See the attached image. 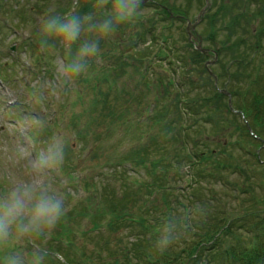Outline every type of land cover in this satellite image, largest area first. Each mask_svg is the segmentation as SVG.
I'll return each mask as SVG.
<instances>
[{"label":"rangeland","instance_id":"rangeland-1","mask_svg":"<svg viewBox=\"0 0 264 264\" xmlns=\"http://www.w3.org/2000/svg\"><path fill=\"white\" fill-rule=\"evenodd\" d=\"M76 1L0 0V191L9 187V173L18 180L24 179L27 152H32L34 157L37 151L46 147L54 138L65 133L70 134L71 139L67 140L65 144L63 162L49 176L53 187L64 196L67 212L48 239L37 243H41L42 246L47 247L50 253L55 254L51 259V264H102L100 255L110 260L106 256L109 255L112 261L117 260L118 264H125L126 259L123 254L125 255L126 249H133L137 240H143L144 244V240H150L155 233L148 229H142V225L130 219H126L116 230H111L109 224L112 217L107 212L102 213L99 219H93L95 211L89 206L87 208L90 198L95 193L93 187L98 186L100 182L103 184L100 181L103 180L101 177H105V173L109 172L111 168H118L117 165L124 170V173L130 172L127 174L128 178L129 176H143L145 169L135 168L136 159H140V157L146 158L148 163L165 160V164L170 165L169 162H172L176 165L174 156L177 155V150L176 145L167 144L163 139L158 141L157 146L159 147L151 146L154 140L149 136L156 130L159 121L154 119L151 123L149 119L158 115L163 108L158 107L153 110L155 103L161 99L159 87L152 85L135 87V84L144 77L143 75H146V78H152L153 72L146 71V65L140 67L138 75L132 67L130 69L122 67L117 71L119 84L125 86L126 91L121 94L120 99H115L114 95H111L110 99H114L112 101L117 104L119 109L117 117L106 115V110L100 112V106L96 105L97 97L93 85L102 82L100 84L102 89L108 91V80H103V76L100 75L99 70L104 66V62L99 57L90 61L89 71L79 77L66 93L59 96L45 93L43 97L37 94V87L43 82L53 79L56 60L55 55L44 53V56L38 47L36 33L40 22L49 12L62 14L60 9L68 8L69 5H71V12L75 11ZM158 1H162L165 6L171 8L173 6L176 8L185 7L182 8L183 16L179 17L183 19V22L186 19V23L181 25L183 30L179 27L180 31H177L178 27L175 28V35L178 39L189 37L187 33H191L193 36L190 39L193 42L209 48L211 54H218V58L215 55L216 61L211 56L207 61L199 64L200 68L197 67L199 75L194 72L195 70L192 74L195 76L193 81L201 87L198 92L204 96L213 97L214 92L205 90V82L208 81L206 80L207 70L204 67L212 72L214 69H219L225 70V73L226 68L229 69V72H233L232 59L224 53L221 55L219 51L222 46L221 40L229 34L231 35L233 31H242L240 35L234 34L235 39L243 35L244 31L253 33L264 21L258 13L260 9L264 11V0H259L262 4L261 8H257L254 3L250 6L252 0ZM244 7L246 14L243 13ZM204 8L206 10L202 13ZM152 10L153 8L150 9L149 6L145 7L142 19L152 15ZM16 12L23 13L20 19ZM239 14L243 18L242 25L244 27L242 30L240 26L231 24L233 17ZM214 15L215 17H213ZM212 17L215 18V30L219 42L210 37L209 24L213 21ZM133 29H129L124 36L119 38L124 42V45L127 44V41L129 44L132 42L133 45L138 41L134 36ZM147 38L148 41L151 40L150 37ZM178 46L183 47L184 44L180 43ZM138 47L142 52L147 53L144 44ZM101 50L104 53L109 51L106 47ZM157 51L158 48L151 49L149 53ZM58 53L61 56H66L63 49H59ZM224 75L225 77L221 78L220 82L219 78L215 82H210L218 89L224 88V86L233 89L239 96L242 93L243 82H239L241 80L238 79L237 83L236 81L233 83L226 74ZM233 78L235 79L234 75ZM111 79H109V83ZM198 92H193V95ZM231 101L232 106L233 99ZM216 103L218 104V102ZM225 103L230 107L228 99ZM201 109L205 111V106ZM223 112L225 113H217L216 110L212 112L221 124L217 128L211 125V122L202 121V117H200L198 119L200 121L197 120L198 131H201V135L205 138L212 140L214 145L211 146L215 155L219 154L220 159L231 161L233 165L241 163L245 172H248L251 170L250 166L255 165V160L254 158L250 160L249 155L243 153L235 141L243 140L245 147L247 145L257 152L261 149L260 145L248 143L245 140V129L243 131L241 129L242 123L245 122L243 115L233 111L238 116H230L226 110L224 111V108ZM171 115H173L172 112ZM26 117L28 121L40 119L46 124V127L43 131L28 128ZM192 122L193 120H189L188 124ZM157 132L154 134L157 135ZM180 136L181 139L183 137V140L187 139L184 134ZM4 146L8 147V152L2 150ZM21 149L24 151L21 152ZM224 149L230 154L227 153V159L223 156ZM17 153L21 157L18 162ZM184 167L186 169L187 166ZM189 170L187 167V172ZM233 171L229 172L230 182L243 190L248 189L249 183L247 181L245 183L244 176L240 177ZM128 183L132 189L137 187L133 180ZM255 183L258 184L255 195L261 197L264 202V182L258 180ZM205 187L206 185L201 187L203 196L207 194ZM216 188V196L223 199V210L232 209L243 215L247 213L252 204L249 203L246 207H242L229 198L228 194L231 192L227 187L220 183ZM251 195L249 193L247 197ZM146 198L147 196L144 197V199ZM124 205L126 209L132 211L133 216L138 215L139 212L146 213L149 208H152L153 213L161 214L163 212L160 208L163 205L162 201L157 203V210L154 208L155 206L145 208L142 200H133ZM85 210L87 211L85 212ZM106 241H110V251L102 247ZM31 248L32 244L24 240H13L8 245V250L23 251Z\"/></svg>","mask_w":264,"mask_h":264},{"label":"trees","instance_id":"trees-1","mask_svg":"<svg viewBox=\"0 0 264 264\" xmlns=\"http://www.w3.org/2000/svg\"><path fill=\"white\" fill-rule=\"evenodd\" d=\"M76 2L75 11L71 12V5H69L68 8L60 9L63 12L61 15H84L95 11L93 0H77ZM253 3L257 8L262 6L259 0H252L250 6ZM148 6L150 9L153 8L152 15L121 26L114 36L100 42L101 49L105 47L109 49L107 53L101 50L100 55L97 56L104 62V66L100 67L99 71L103 80H108V91L102 89L100 85L102 82L93 85V89L96 91V105L100 106V112L106 110V115L117 117L119 109L112 101L114 99H110L111 95H114L115 99H120L121 94L126 92L125 86L119 84L117 71L122 67L126 69L132 67L138 75L140 67L146 65V71L153 72V76L146 78V75H143L144 77L135 84V87L149 85L159 87L161 99L155 103L153 110L158 107L163 108L158 115L149 119V122L154 119L159 121L154 131L158 130L157 135L153 132L149 136L154 140L151 146L159 147L157 145L161 139L167 144L176 145L177 155L174 156L176 165L172 162H169L170 165L165 164V160L148 163L146 158L140 157L136 159L135 168L145 169L144 175L129 176V178L127 174L130 172L124 173V170L117 165L118 168H111L109 172L107 171L108 173H105V177H101L103 180L100 181L103 184L100 182L98 186L93 187L95 193L90 198L87 208L89 206L95 211L93 219H99L105 212L110 214L112 219L109 228L111 230H116L126 219H130L142 225V229L155 233L150 240H144V244L143 240H137L133 249H126L125 255L123 254L126 259L125 264H264V202L261 197L255 195L256 186L258 187L255 182L258 180L264 182V21L253 33L244 31L243 35L235 39L234 34L240 35L242 31H233V33L231 31L229 32L231 35L221 40L222 46L219 51L221 55L224 53L232 59L233 72H229L226 68L225 73V70L219 69H214L213 73L219 78V82L225 77L224 74L233 83L234 81L237 83L240 79L239 82H243L242 93L238 96L233 89L225 86L220 89L215 88L210 82H215L214 76H211L204 67L207 70L206 80L208 81L205 82V90L214 92L213 97H210L198 92L201 87L193 81L195 76L192 75L194 70L199 75L197 72L200 68L199 64L207 61L208 56L199 51L196 48L197 44L189 41L188 37L178 39L175 35V28L178 27L177 31H180V28L183 30L181 25L186 23V19L183 22V19L179 18L180 15L183 16L182 8L185 7L171 8L165 6L162 1L144 0L143 10ZM243 9V13L246 14V8ZM258 13L264 19V11L260 9ZM16 14H19L20 19L23 13L16 12ZM242 19L240 14L235 15L231 24L240 26L242 30L244 27ZM209 26L210 37L219 42L215 30V18ZM132 28L138 41L134 45L127 41L124 45L119 38ZM184 33L186 34V31ZM147 37L151 40L148 41ZM180 43L184 46H178ZM141 44L145 45L146 54L139 47L137 48ZM75 47L74 45L73 50ZM156 48H158L157 52L149 53L151 49ZM110 78L112 79L109 83ZM94 80L96 81L97 77ZM221 90L230 93L233 99L232 108L226 105L228 96ZM193 92L198 93L193 95ZM204 106L205 111L201 109ZM223 108L230 116H238L233 110L243 115L245 122L242 123L241 129L242 131L245 129L247 138L245 140L248 143L260 145L261 149L257 152L247 145L245 147L243 140L235 141L238 148L249 155L250 160L253 158L255 160V165L252 164L248 172H245L241 163L233 165L231 161L220 159L219 154L215 155L211 146L214 145L212 140L205 138L201 135V131H198L197 120L200 117L206 123L211 122L215 128L219 127L221 124L212 112L216 110L217 113H225ZM189 120L193 122L188 124ZM181 134H184L187 139L183 140V137L181 139ZM227 153L230 155L224 149L223 156L226 159ZM184 166L190 169L189 172ZM232 170L240 177L244 176L245 183L246 181L249 183L248 189L243 190L230 182L228 177ZM127 180H133L137 187L135 189L129 187L130 183ZM220 183L230 190L231 193L228 196L235 203L242 207L252 204L245 215L232 209L223 210V199L216 196V186ZM205 185L207 194L203 196L201 187ZM249 193L252 195L247 197ZM145 196H147L146 199H144ZM133 200H142L145 208L155 206L156 210L157 203L162 201L163 205L160 208L163 212L158 214L155 211L156 214L152 212V208H149L146 213L139 212L138 215L133 216L132 211L126 209L124 205ZM195 206H199L202 212L193 221L189 232L165 253L155 252L152 246L161 217L168 211ZM98 226L99 224L97 228ZM109 242L106 241L102 247L110 251ZM60 253L65 255L61 251ZM100 256L102 264H118V261H112L109 255L106 256L110 260L103 255Z\"/></svg>","mask_w":264,"mask_h":264},{"label":"clouds","instance_id":"clouds-1","mask_svg":"<svg viewBox=\"0 0 264 264\" xmlns=\"http://www.w3.org/2000/svg\"><path fill=\"white\" fill-rule=\"evenodd\" d=\"M143 4L144 0H93L95 11L88 14L49 12L40 22L36 41L41 52L56 56L54 77L37 87V94L59 96L69 91L89 71L90 61L100 55V42L114 36L121 26L137 21L143 15ZM59 49H63L66 58L59 55ZM25 120L33 130L43 131L46 127L40 119ZM69 139L70 134L65 133L34 157L27 152L24 179L8 174L9 187L0 191V264H51L55 254L37 242L48 239L67 212L65 198L53 187L49 176L62 164ZM2 150L9 151L7 146ZM20 158L17 153V162ZM201 212L195 206L168 211L162 216L152 246L155 252L168 251L189 232ZM13 240L28 241L32 248L8 250Z\"/></svg>","mask_w":264,"mask_h":264},{"label":"water","instance_id":"water-1","mask_svg":"<svg viewBox=\"0 0 264 264\" xmlns=\"http://www.w3.org/2000/svg\"><path fill=\"white\" fill-rule=\"evenodd\" d=\"M205 52V51H204Z\"/></svg>","mask_w":264,"mask_h":264}]
</instances>
